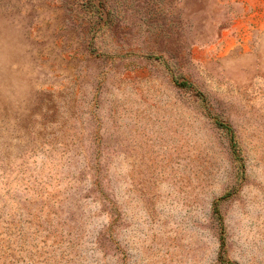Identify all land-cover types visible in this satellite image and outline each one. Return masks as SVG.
I'll return each mask as SVG.
<instances>
[{
  "label": "rangeland",
  "instance_id": "1",
  "mask_svg": "<svg viewBox=\"0 0 264 264\" xmlns=\"http://www.w3.org/2000/svg\"><path fill=\"white\" fill-rule=\"evenodd\" d=\"M0 264H264V0H0Z\"/></svg>",
  "mask_w": 264,
  "mask_h": 264
}]
</instances>
